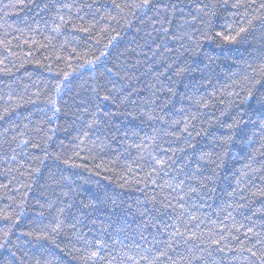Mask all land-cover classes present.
I'll use <instances>...</instances> for the list:
<instances>
[{
    "label": "trees",
    "instance_id": "16d2710c",
    "mask_svg": "<svg viewBox=\"0 0 264 264\" xmlns=\"http://www.w3.org/2000/svg\"><path fill=\"white\" fill-rule=\"evenodd\" d=\"M139 2L0 0V264H262L264 0Z\"/></svg>",
    "mask_w": 264,
    "mask_h": 264
},
{
    "label": "snow or ice",
    "instance_id": "6c2138e0",
    "mask_svg": "<svg viewBox=\"0 0 264 264\" xmlns=\"http://www.w3.org/2000/svg\"><path fill=\"white\" fill-rule=\"evenodd\" d=\"M224 3L226 5L227 4V0H224ZM151 4H152V0H140V2L138 4H133V5H131V7H135L137 9H148ZM237 6L238 5H233V7H237ZM116 7H121V6L117 4ZM261 7H264V5H261ZM60 19L63 20V17H60ZM81 19H83V18L81 17ZM248 23H249V25H251L252 21L250 20V21H248ZM78 30L79 31H85V32L87 31V29L86 28H83V27H80ZM165 31H167V30H165ZM247 31H248V29H246L244 27H241L239 29V32L237 33V36H239L242 33H246ZM205 35H207V34H205ZM217 35H219V33H217ZM228 39L231 42V41H234L235 40V37H228ZM106 55H108V53L101 52L100 53V56L96 57V60L95 61H91L90 60V61H87L86 63H87V65L89 67H94L95 64L100 61L101 57H104ZM65 78H67V74H65ZM55 92H56L57 95H59L60 89L57 88L55 90ZM101 99L102 100H107L108 97L107 96H104ZM252 99H253L252 93L249 92L248 93V96L246 97V101L245 102L251 101ZM255 102L259 105L261 111L264 112V96H257L255 98ZM52 103H53L54 113L55 112H59L60 109L55 107L54 101ZM205 106H207V105H205ZM3 118H4L3 116H0V119H3ZM262 118H264V116H262ZM260 127L261 128H264V124H261ZM188 135L191 136V133L189 132ZM33 147H37V145H33ZM42 162L43 161H41V163ZM37 171H38V169H37ZM209 179H211V177H209ZM251 195L252 196L264 195V189H261L258 192H253ZM241 198L243 199V197H241ZM5 219H8V218L5 217ZM55 231H56V229L54 228L53 229V232H55ZM249 231H251V229H249ZM5 235H7V233H5ZM184 235L185 234L183 232H181L179 228H174V231L171 233V236L172 237H175V236H181V237H183ZM245 235H247V234L245 233ZM42 238H47V237H37V239H42ZM192 239H198V237H196L195 233H193L191 236H188L185 239L184 242L187 243L188 240H192ZM166 246L168 248H171V246H172L171 245V242H168L166 244ZM2 247H3V245H0V248H2ZM220 250L223 251V249H220ZM246 250L249 251V252H251L253 256H256L257 255V253L256 252H253L252 249H250V248L249 249H246ZM98 255H99L98 252H92L91 253V257L92 258H96ZM160 255L161 256H166L167 253L166 252H161ZM257 258L258 259H261L262 264H264V254H262L260 257H257ZM129 259H132V257H129ZM142 259H148V257L147 256H144V257H142ZM155 259H159V257H156ZM168 259H172V258L171 257H168ZM182 259H187L188 260V264H191V258L190 257H182ZM137 264H138V262H137ZM149 264H152V262L150 261ZM172 264H178V262L176 260H172Z\"/></svg>",
    "mask_w": 264,
    "mask_h": 264
}]
</instances>
